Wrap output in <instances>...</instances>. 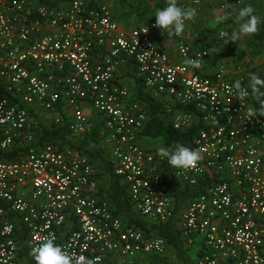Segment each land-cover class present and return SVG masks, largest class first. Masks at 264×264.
<instances>
[{
	"label": "built area",
	"instance_id": "built-area-1",
	"mask_svg": "<svg viewBox=\"0 0 264 264\" xmlns=\"http://www.w3.org/2000/svg\"><path fill=\"white\" fill-rule=\"evenodd\" d=\"M161 33L155 22L121 28L92 0H0V264H27L22 249L33 259L32 248L49 238L73 261L162 264L158 259L170 256L164 238L114 214L87 156L70 145L39 144L37 108L58 113L54 126L68 109L70 137H84L93 131L85 104L141 218L176 219L184 247L204 248L194 264H264V109L233 88L262 75L225 67L202 75L207 44L190 46L185 30L173 38L179 58L201 60L192 69L158 47L154 35ZM122 70L164 105L175 130L197 128L186 147L198 149L200 160L188 169L169 166V173L179 186L206 187L177 213L161 171L166 159L142 144L148 110L116 84Z\"/></svg>",
	"mask_w": 264,
	"mask_h": 264
},
{
	"label": "trees",
	"instance_id": "trees-1",
	"mask_svg": "<svg viewBox=\"0 0 264 264\" xmlns=\"http://www.w3.org/2000/svg\"><path fill=\"white\" fill-rule=\"evenodd\" d=\"M189 3H191V0ZM179 5L187 7L185 3H180ZM164 6L165 2L160 0L156 4L155 11ZM151 22H155V17ZM254 40L257 44H261L264 41V25H262L260 34L257 35ZM135 99L143 103L149 113V119L144 131L141 133V139L158 142L163 148L169 150L177 143L184 146L191 145L197 128L190 131L175 130L171 122V115L165 113L164 105L154 99L149 93H146L143 85H137ZM254 100L256 107L260 108V105L255 98ZM186 110L191 111V108H187ZM67 124L68 123L65 122L63 126L61 124V126H52L50 128L40 126L39 144L45 142L59 143L61 145L66 144L69 137ZM100 143H102L101 140L97 138L96 131L93 130L79 141L76 149L83 155L87 156L101 171V173L99 172V177L102 176L101 178L104 187L107 190L114 214L121 218V221L125 226H133L140 229L148 236H159L167 241L171 251L170 256L162 257L160 259L157 257L155 258L162 264H190V255L184 248L180 239L176 219L173 218L165 224H152L141 218L129 203L126 188L123 186L120 178L114 175L113 164L110 157L105 149L101 148L102 144L100 145ZM6 157L13 158V154ZM161 171L165 175V182L173 188L176 213L187 203V201L203 193L206 187L202 183L195 188L182 187L176 184L170 176L167 160L161 165ZM22 251L27 259V264H35L34 258L32 259L29 256L28 251L25 248H23Z\"/></svg>",
	"mask_w": 264,
	"mask_h": 264
},
{
	"label": "clouds",
	"instance_id": "clouds-1",
	"mask_svg": "<svg viewBox=\"0 0 264 264\" xmlns=\"http://www.w3.org/2000/svg\"><path fill=\"white\" fill-rule=\"evenodd\" d=\"M197 15V10L191 7H183L177 3V0H167L164 7L155 11V27L169 39L179 36L185 30L188 21L193 20ZM226 19V15L216 17V22L221 23ZM236 29L229 37L226 32H220L221 39L238 40L248 37L257 31L259 18L253 14L251 7L245 6L238 10L236 17ZM183 51V49H181ZM184 63L192 69H200L201 60L199 58H187ZM234 91L238 98L254 97L261 109H264V78L252 75L247 87H242L239 81L234 82ZM255 117L251 114L249 119ZM158 155L165 158L170 167L175 169H188L197 164L201 158L198 149H192L182 144H175L170 150L161 147ZM31 254L35 264H96L95 259L80 258L73 261L72 257L59 245L54 243L53 239H47L37 246L33 247Z\"/></svg>",
	"mask_w": 264,
	"mask_h": 264
},
{
	"label": "rangeland",
	"instance_id": "rangeland-1",
	"mask_svg": "<svg viewBox=\"0 0 264 264\" xmlns=\"http://www.w3.org/2000/svg\"><path fill=\"white\" fill-rule=\"evenodd\" d=\"M146 1L149 0H95L97 3H103L106 5L110 9L111 13L117 16V23L120 26L124 25L126 19H137L136 16L142 15L145 9V4L143 3ZM177 1L180 3H185L189 0ZM200 2L201 3L198 5L199 9L203 10L210 8L205 14L200 15L203 20L199 22L200 25L201 23H204L202 25H205V28L208 26L207 33H209V35L216 37L214 41L218 44L214 46L215 53H219L223 59V57L232 52L231 60H237L238 63L243 64V66L249 63L261 65V70H259V72L262 74V78H264V41L261 44H257V42L254 40L255 37L260 34L262 25H264V0H200ZM245 6L251 7L253 9V14L259 18L260 22L258 23L257 31L248 37H243L238 40L226 38L220 40L219 34L222 31L226 32L229 37L231 36L232 32L236 29V14L240 8ZM198 15L199 14L197 13V16ZM219 15H226V19L221 23L216 22V17ZM194 23H196V21L193 19L189 21L186 27L192 26ZM207 23H210V28L209 24ZM137 24H139V22H137ZM130 26L133 28L136 27V25L133 24ZM205 37L207 36L200 38L203 39ZM227 57H229V55ZM232 62L235 63V61ZM230 66L232 65H229V68ZM50 114L47 113L49 118L46 122L45 120H41V123L45 128H50L53 126L54 119L50 118ZM35 123V125L38 124L37 126H40L39 122ZM185 249L190 255V264H194L197 261L200 253L204 251V248L201 244L190 247L189 249Z\"/></svg>",
	"mask_w": 264,
	"mask_h": 264
},
{
	"label": "crops",
	"instance_id": "crops-1",
	"mask_svg": "<svg viewBox=\"0 0 264 264\" xmlns=\"http://www.w3.org/2000/svg\"><path fill=\"white\" fill-rule=\"evenodd\" d=\"M92 1L95 2V0H92ZM159 1L160 0L146 1L145 3H143V4H145L144 6L146 8L144 9V12L142 13V15H140V16L135 15L137 19H134V18L126 19L123 26H120L118 23L117 24L121 28L130 29V28H133L132 26H130L132 24L139 26L142 24L150 23L151 21H153V18H154L153 15L155 13V7ZM161 1H164L165 4L167 3V0H161ZM189 1L185 2L187 7L197 9L198 10L197 13L199 15L198 16L196 15L197 17L194 18V21H196V23H194L192 26L186 27V29H185L184 35L186 38V43H188L190 46H195L196 43L203 42V43L207 44V48L209 50V57H208L207 61L205 62L203 68L201 69L200 73L202 75H205V76H210L217 70L218 67H225L226 69L231 70L230 73H232L233 71H234V73H236L237 68H245V69L248 68V69H250V71L254 70V72H258L259 74H261L259 72V70H261V67H260L261 65H259V64L257 65L254 63L253 64L249 63V64H246L243 66V64H239L237 60H231L232 52H230L225 57H223V59L221 58L219 53L218 54L215 53V47L214 46L218 44L217 42L214 41V39L216 37L209 35V33H207L208 32L207 31L208 26H207V28H205V25H202L204 23H201V25H200L201 20H203V18L200 15L205 14L210 8L201 10L198 8L199 6H191ZM178 4H180V2H178ZM140 12H142V11H140ZM112 15H114V14H112ZM113 18H114V20H116V22H118L116 15H114ZM197 20H198V22H197ZM137 22H139V24H137ZM207 24H209V28H210V23H207ZM128 26H130V27H128ZM154 36L156 37V43H157L158 47L163 52H165L167 55H169V57L171 58V60L174 63H183L184 62L178 56L176 46H175L176 43L173 39L168 40L169 37L163 33H161L159 36H157V35H154ZM204 36H207V37H205L203 39L200 38V37H204ZM228 55H229V57H227ZM232 61H235V63H233ZM229 65H232V66H230V68H229ZM132 74L129 75L127 72H125V70L120 71L118 76H117V79H116V81H117L116 84L119 86L125 85L129 89V91L133 95V97L136 98L137 85L140 84V82H139V80H137V78H135V75H132ZM144 91L147 93V91L145 89H144ZM83 111L90 118L92 130L96 131L97 138L99 140H101V142H102V143H100V145L102 144L101 148H104L106 153L109 154V152L107 150L108 148L106 147V145L104 143V139L101 136L102 131H101V125H100L98 117L95 115V113L92 111V109L90 108V106L88 104H85L83 106ZM62 113H63L64 117H61L60 121H61L62 126H63L65 122H67V123L69 122L68 118H69L70 114H69L68 109H64ZM50 115H51L50 116L51 119L58 118L57 117L58 113H52ZM33 118H34L33 120L35 122H39V125L43 127L41 120L42 121L45 120V122H46L49 117H48L46 112L44 113L43 111H40L39 108H37L36 113L34 114ZM65 119L66 120L68 119V120L66 121ZM82 138L83 137H70V135H69L67 142H66V145H70V146L76 148L78 146L79 141ZM142 144L146 148H148V147L149 148H156L158 150L162 147L158 142H151V141H146V140H142ZM97 170L101 173L99 168H97Z\"/></svg>",
	"mask_w": 264,
	"mask_h": 264
}]
</instances>
